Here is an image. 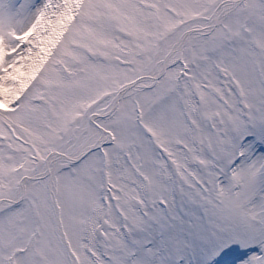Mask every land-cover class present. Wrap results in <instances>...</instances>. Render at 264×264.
<instances>
[{
	"label": "snow or ice",
	"instance_id": "snow-or-ice-1",
	"mask_svg": "<svg viewBox=\"0 0 264 264\" xmlns=\"http://www.w3.org/2000/svg\"><path fill=\"white\" fill-rule=\"evenodd\" d=\"M0 264H264V0H0Z\"/></svg>",
	"mask_w": 264,
	"mask_h": 264
}]
</instances>
